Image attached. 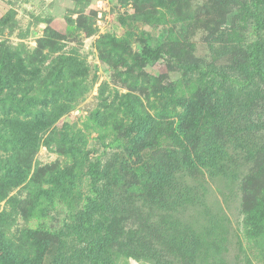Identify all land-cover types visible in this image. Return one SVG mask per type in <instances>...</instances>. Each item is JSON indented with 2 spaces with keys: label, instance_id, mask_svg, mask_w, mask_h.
<instances>
[{
  "label": "rangeland",
  "instance_id": "rangeland-1",
  "mask_svg": "<svg viewBox=\"0 0 264 264\" xmlns=\"http://www.w3.org/2000/svg\"><path fill=\"white\" fill-rule=\"evenodd\" d=\"M241 2L0 0V56L21 78L0 91V135L29 136L25 146L0 137V160L24 171L12 183L10 166L0 168V264H77L67 252L73 236L63 232L90 194L97 158L112 172L101 210L110 264H158L136 249L140 240L174 259L179 231L200 239L212 223L205 240L215 258L194 264H264V234L247 239L241 223L243 206L264 189V82L257 89L246 81L248 96L231 85L214 93L207 78L180 82L172 60L239 80L234 67L253 30L243 6L264 18V0ZM152 44L173 57L138 55ZM6 94L23 97L26 109ZM136 118L146 129L127 137ZM178 121L191 132L184 141L170 129ZM150 173V187L139 191Z\"/></svg>",
  "mask_w": 264,
  "mask_h": 264
},
{
  "label": "trees",
  "instance_id": "trees-1",
  "mask_svg": "<svg viewBox=\"0 0 264 264\" xmlns=\"http://www.w3.org/2000/svg\"><path fill=\"white\" fill-rule=\"evenodd\" d=\"M241 2V0H239ZM242 3V2H241ZM260 2H255L253 4L254 8L260 7ZM248 15L253 19V30L247 42L244 44V56L243 61L234 67L235 70H238V78H231L230 75L224 74L220 68H217L212 65L201 63L200 61H187L183 58H175L169 51V49H164V47H157L155 45H146L144 49L139 51L138 55L143 59H156L161 57L162 53L168 54L173 57V62L177 66L179 72L181 73L180 82H190L193 78H207L212 82V85L216 88L214 93H218L226 88V86L231 85L236 93L243 94L248 96L245 91L244 83L246 81L253 82L256 84L258 89L259 83L264 82V41L261 35V29L264 24V18L256 10H250L248 3L243 6ZM175 58V59H174ZM244 74V79L240 80ZM20 77L15 73L14 68L10 65L7 57L4 55L0 56V91L5 87H10L11 84L17 83L21 84ZM232 84H234L232 86ZM264 96V88L261 89V92L257 90V94ZM14 94H6L5 97H12ZM21 98H13L17 107L22 110L26 109L28 101L25 104H21L23 101ZM5 99V98H4ZM22 105V106H21ZM143 117V116H142ZM197 122V118L194 120V123ZM193 123V130L194 124ZM136 128V132L145 131L146 127H142V121L137 120L131 124L130 129L127 132V137L132 136V131ZM174 137L184 141L191 137L189 134L191 132H186L185 129L181 126V123L178 121L175 127L170 128ZM179 134L185 135L184 138L179 137ZM0 137L7 142H12L18 144V142H24V146L29 140V136L19 137L15 136L12 139L8 136ZM111 144V143H110ZM186 150V146H183ZM188 150V149H187ZM264 156V155H263ZM10 166L9 163L5 160H0V168L2 166ZM9 171L12 172L14 177H7V181L16 183L21 181L23 178V173L21 167L14 166L9 167ZM89 174V187L90 194L85 197V202L83 208L80 212L75 215L73 218L72 224H67L66 228L68 231L63 232V234H72L73 242L71 247L67 250L70 254V261L77 264H110V233L109 225H107L106 214L101 212L105 206V201L109 202L108 196L111 192L109 178L112 175L105 165H102L101 158H97L95 162H91L88 167ZM148 174L145 179H142L136 188L139 191H145L150 187L151 182L153 181V174ZM60 174H53L50 178L52 183H56ZM57 184V183H56ZM42 194H39V197ZM243 219H241L243 232L247 239L255 238L259 235L264 234V189L261 197L257 198L252 205L245 204L243 206ZM220 224V223H219ZM213 225V227H211ZM209 228H205V233L203 237L199 239V234H192L193 232L186 228L179 231L180 238L175 243V247L179 256H176L174 259H169L167 256L172 254L169 250L164 249L163 247H155L150 245L145 241H137L136 249L141 251L140 254L145 257H155L156 263L158 264H194L197 259L204 260L208 262L209 259L214 256L215 258V249L208 250L207 241L208 235L213 233L215 230V225L212 223ZM203 239V240H202ZM201 242H204L203 246ZM214 246V245H213ZM219 248L220 246H214V248ZM203 248V249H201ZM67 254V253H66ZM14 253L11 254V257ZM61 258L64 255H60ZM3 252L0 255V260L3 259ZM29 258V256H28ZM27 264H31V261L28 259Z\"/></svg>",
  "mask_w": 264,
  "mask_h": 264
}]
</instances>
